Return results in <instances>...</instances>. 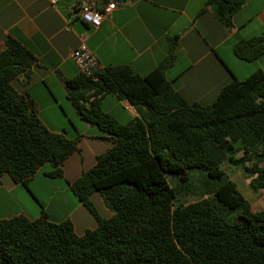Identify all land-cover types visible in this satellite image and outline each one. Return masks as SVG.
<instances>
[{"label": "trees", "instance_id": "obj_1", "mask_svg": "<svg viewBox=\"0 0 264 264\" xmlns=\"http://www.w3.org/2000/svg\"><path fill=\"white\" fill-rule=\"evenodd\" d=\"M245 2L206 0L202 12L211 8L231 27ZM263 38L264 32L239 40L236 57L263 56ZM176 43L177 36L166 59L146 75L115 65L65 80L82 118L105 131L100 139L110 143L70 183L97 226L79 235L72 220L54 222L45 211L36 219L1 218L0 264H264V208L253 211L224 169L243 165L251 187L264 190V71L242 81L233 75L210 105L189 103L166 77ZM35 61L13 36L0 45V180L8 175L27 187L47 162L54 166L49 177H63L64 162L81 150L80 137L48 127L30 95L17 88ZM107 94L144 109L119 123L103 109ZM96 191L111 217L95 209Z\"/></svg>", "mask_w": 264, "mask_h": 264}, {"label": "crops", "instance_id": "obj_2", "mask_svg": "<svg viewBox=\"0 0 264 264\" xmlns=\"http://www.w3.org/2000/svg\"><path fill=\"white\" fill-rule=\"evenodd\" d=\"M112 1L114 0H0V45L4 46L7 37L13 36L34 53L36 61L29 75H23L16 85L20 91L30 95L35 102L36 111L48 127L51 123L45 119V111L58 106L65 117H69L65 103L58 97V93L62 92L67 105L84 120L68 98L65 86L66 79L80 73L72 53L81 43H85L95 54L100 70L115 65H129L136 73L146 75L166 59L170 41L177 36L174 58L166 69V77L189 103L210 105L222 87L231 82L233 75L237 76L220 52L232 40H235L232 46L234 50L235 44L245 38L238 37L239 27L235 26L234 19L251 7L250 0H246L234 15L231 27H226L211 8L202 12L206 0H134L125 4L115 2V8L103 18L98 28L89 26L77 14L86 6L103 9ZM256 15L264 23L263 8L251 13L240 27L245 28ZM108 95L113 97V106L121 105L129 109L131 119L139 116V112L144 109H138L115 94H107L103 99V109L108 113L113 111L105 103ZM69 120L73 122L71 117ZM84 122L87 129L95 126L86 120ZM81 134L88 139L110 144L100 139L104 134ZM80 149L73 155L82 151L81 143ZM66 161L63 164V178L65 177L67 185L61 186V189L52 185V180L47 175L53 171L54 166L42 176H38L42 168L39 169L29 181L28 187L15 183L10 176L4 175L0 180V219L18 214L36 219L45 211L54 222L72 220L75 230L79 221H84V217L87 218L85 228H88L84 233L95 228L97 225L93 227L94 221L82 210L83 203L78 198L76 202L69 198L70 183L83 171L75 177H67ZM37 179L47 183L52 191H62L64 195L56 202L54 195H50L46 202L42 201L30 187V183ZM26 191L39 201L42 207L39 213L31 214L23 204ZM112 215L108 213L104 218Z\"/></svg>", "mask_w": 264, "mask_h": 264}, {"label": "rangeland", "instance_id": "obj_3", "mask_svg": "<svg viewBox=\"0 0 264 264\" xmlns=\"http://www.w3.org/2000/svg\"><path fill=\"white\" fill-rule=\"evenodd\" d=\"M250 6H251L250 8L248 7L247 9H245L242 13H240V15H238L236 19H234L235 26L239 27L240 36L238 37H245V39L253 36H262L264 32V23L261 22V18L258 15L254 16L253 19L247 23L248 25L245 26V28L240 27L245 21V19H247L251 15V13L264 8V0H250ZM234 41L235 40H232L230 44L229 43L225 44L223 49H221L220 53L223 56L225 62L236 73L237 75L236 77L239 79H245L251 73L255 72L258 69H262L264 71V55L253 61H245L239 59L238 57H236L234 50L232 48ZM58 94H59L58 97L62 100L63 103H65L67 111L69 113V117L72 118L73 122L69 120V117H65L64 112L58 106L56 108H53L52 110L45 111L43 115H45L44 116L45 119H47L51 123L50 126L51 128L59 131L65 130L68 136L71 138L81 137L80 143L82 146V151L80 153L73 155L65 163L67 166L66 168L67 177L72 178L75 177L77 173L90 169L96 163L97 155L103 153L110 146V144L83 137L81 133L96 132V133L106 134V132L100 129L97 125H95L93 129L88 128L89 129L88 130L87 127L84 125L86 124L84 120H82L81 117L76 115V113L73 112L72 109L67 105V101L63 96V92ZM112 100L113 97L111 95H108L105 100L106 101L105 103H107V107L113 110V111L111 110L109 111L113 113L111 114L117 118L119 123L122 124L127 123L131 119L129 109H126L121 105L113 106ZM93 151L96 154H94ZM236 154L237 156H242L243 152L240 146H238V150ZM82 161L84 163H82ZM52 169H53L52 162H47L39 171L38 176H42L45 172L51 171ZM224 169L230 175V177L237 183L240 191L251 202L253 211H258L264 208V190H260V189L254 190L251 187L250 185L251 174L244 168L243 165L235 166L230 163H226L224 165ZM168 177H170V175H168ZM49 179L52 180L51 181L52 185H55L58 189H61V186L65 187L67 185V181L65 177L64 178L50 177ZM30 187L40 197V199L45 202L47 201L50 195H54L55 202L64 195L62 191H58V192L52 191L47 186V183H44L43 181H39L38 179L35 180L34 182H31ZM68 195L69 198H72V200H74V202L78 200L77 195L73 192L72 189L68 191ZM197 198H198L197 194L189 195L186 197V200L194 201ZM91 201L97 212L102 217H107L108 213L113 214V211L105 203V200L100 192L98 191L94 192L91 195ZM23 202L25 207L33 215L39 213L42 208L39 201L28 191H26V199H24ZM82 210L86 212V216L88 218L94 221L93 227H95L97 225L96 217L88 210L87 207L84 206ZM235 214L236 212L234 210H231L229 211V215L226 216H228V219L232 220ZM86 221H87L86 217H84V221H79L78 228L76 229V232L78 234H82L86 229H88L85 228V224H87Z\"/></svg>", "mask_w": 264, "mask_h": 264}, {"label": "built area", "instance_id": "obj_4", "mask_svg": "<svg viewBox=\"0 0 264 264\" xmlns=\"http://www.w3.org/2000/svg\"><path fill=\"white\" fill-rule=\"evenodd\" d=\"M114 8L115 2L112 1L103 9H94L86 6L80 9L77 14L89 26L98 28L101 25L103 18L107 16ZM72 57L78 65L80 71L88 76L92 75L96 70L99 69V62L95 54L85 43H81V45L73 51Z\"/></svg>", "mask_w": 264, "mask_h": 264}, {"label": "water", "instance_id": "obj_5", "mask_svg": "<svg viewBox=\"0 0 264 264\" xmlns=\"http://www.w3.org/2000/svg\"><path fill=\"white\" fill-rule=\"evenodd\" d=\"M262 42H264V38L262 39Z\"/></svg>", "mask_w": 264, "mask_h": 264}]
</instances>
